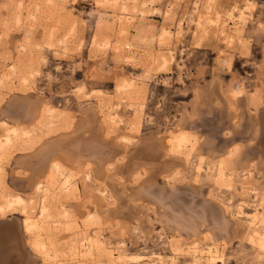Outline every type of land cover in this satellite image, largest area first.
Segmentation results:
<instances>
[{
  "label": "rangeland",
  "instance_id": "rangeland-1",
  "mask_svg": "<svg viewBox=\"0 0 264 264\" xmlns=\"http://www.w3.org/2000/svg\"><path fill=\"white\" fill-rule=\"evenodd\" d=\"M122 13L132 16L126 26ZM215 83L239 97L235 118L208 97ZM262 105L264 0H0V205L23 199L0 210V223L19 226L35 264H51L31 250L22 221L24 208L38 213L42 177L50 191L43 235L63 264H75L63 256L85 233L102 241L96 264H112L110 250L121 264H208L194 243L216 248L217 264H264L251 241L264 231V121L247 117L263 112V120ZM166 134L173 154L188 158L165 179L115 166L114 181L81 173L77 190L64 192L58 173L36 175L51 159L77 172L114 156L120 165L153 162ZM227 154L239 162L221 177ZM239 204L245 213L256 207L258 227L243 215L234 230ZM8 254L0 248V264H12Z\"/></svg>",
  "mask_w": 264,
  "mask_h": 264
},
{
  "label": "bare ground",
  "instance_id": "bare-ground-1",
  "mask_svg": "<svg viewBox=\"0 0 264 264\" xmlns=\"http://www.w3.org/2000/svg\"><path fill=\"white\" fill-rule=\"evenodd\" d=\"M144 4H145V2L142 1L141 2V6L143 7ZM139 12L142 13V11L140 9H139ZM116 18H117L118 23L121 25L123 23H126L127 21H130L132 19V16L130 14H127V13H122L120 15H117ZM124 25L125 24H123V26ZM227 92H229V91H227ZM209 94H211L216 99L215 104H219V102L221 104H223L222 109H221L222 113H224L225 115H231V116H233L235 118V116L237 114L236 113V108H237L236 106H238V104H239L238 102H240V99L235 94V92H233L232 95L224 94L223 90L221 88V85L220 84L218 85L217 83H215L214 85H211L209 87V90H208V93H207L208 97H209ZM262 106H264V105H262ZM255 113L256 112H254L253 115L247 114V117L250 120H252V122L254 121L255 124H257L258 122H261V121L263 123V121H264V119L262 120L263 112H261L262 115H261V113L258 114V115L257 114L255 115ZM38 116L36 117V121L38 120ZM111 119H112L113 122H116V120H117V119L113 118L112 116H111ZM84 122L85 121H83V124L81 123L82 125H80L79 129H83L84 128ZM80 131H79V134L81 133ZM83 132H84V130H83ZM256 132H257V128L254 127L253 134L255 136H256ZM164 138H165L164 141L163 140H162V142L160 141L161 142V147H160L159 150L161 152L159 154H157V156L155 155V157L153 158V159H155V161H153V162L138 161L136 159L131 160L132 159L131 158L130 161L127 162V165H126V163L124 165H120L118 162H122V161H120L121 159H119V157L117 158V157L114 156L113 159H109L108 161H104V164H102V166L99 165V167L94 166V165H92L91 163L88 162V163H86L84 165V167L82 168V170L80 172H77V170L69 169V168L63 166V164L61 162H59L57 160H54V159H51L48 162V164L46 162V164H43L41 166V168H39V169H42V170H40V171L36 170V175L38 176V175L43 173L46 177L52 178L53 174L58 173V175L61 178L60 186L62 187L64 192H66V191L69 192L68 190H70V189L71 190H77V184L75 183V180L73 178L75 176H79L81 173L84 174L83 175L84 179L95 180L93 178V176H96L95 173H99V172L101 173V171H102L106 175V180L107 181H114L115 178H113V174L112 173H109L110 171H108L109 170L108 168H112V167H115V166L119 170L120 169H124L125 167H127V169L126 168L125 169L126 170L130 169L132 173L131 174L129 173V174L131 176H133V177H135V175L143 177V176H147V175H149L151 173L153 176L156 175V176H159L162 179H165L164 177L170 171H173L175 174L178 173L179 172V170H178L179 166L178 165L179 164L182 165L184 159H187L188 156L185 157L184 159H182L179 156L174 155L173 152L176 150V143L172 140V137H171L170 134H166ZM121 139H123V138L121 137ZM186 139L187 138L185 137V135H182L177 140L179 142L183 143ZM5 141L6 142L10 141V137L6 136L5 137ZM160 142H159V144H160ZM200 142H199L200 144H206V142L204 143L201 140H200ZM199 143L197 145H199ZM209 148H211V146ZM121 150L122 149H117V151H119V152ZM207 151H209V150H207ZM65 155H66L65 157H67V158H69V157L71 158L72 156H74V155L71 154L70 151H67ZM120 158H123V157L120 156ZM201 158L202 157H200V159ZM238 162H239V159L237 158V154H235L232 157H230L227 154L226 156H224L222 158H219L218 159V174H219V176L220 175H221V177L225 176V172H228L229 174H231V171L233 170V168L235 167V165ZM253 163H254L253 161L249 162V164L252 165V166H253ZM249 164H247V165L249 166ZM248 166H247V168H248ZM254 168H256V167L254 166ZM45 170H46V173H44ZM114 170H115V168H114ZM142 172H144L143 173L144 175H141ZM55 177H57V176H55ZM36 179L38 180V182L36 183V188L40 189V191L42 192V196H41V198L39 200V204H40L39 207H38L39 210H38V213L36 215L33 214V211H31V210L28 211L25 208L22 210L23 229L26 232V235L30 236L29 237L31 239L30 240V248H31V250H33L35 252V254H37L39 256H42V258H44L46 261L50 262L51 264H63L62 258L59 257L60 255L57 254V251H55V245L56 244H54V242L51 239H48L47 236H46L47 238H45V236L43 235V232H44L43 230L46 229L43 226V224L45 222L46 217L48 216V206H47L46 198L49 196V194H50L49 192L50 191H49V188L47 187V185L44 182L45 178L42 179V177L41 178L36 177ZM246 182H248V181L244 180L241 183L242 188L247 186V185L244 184ZM118 183L121 184L123 186V188H125V187L129 188V183L128 182L124 183V180H122V179ZM101 184L104 185V189L102 191H100V193L101 194L107 193V191H106L107 190L106 183H104V182L102 183L101 182ZM136 184L137 183H134V184L132 183L133 186H135ZM127 188L125 190H127ZM251 189H253V188H251ZM129 195H131V194H129ZM127 197H128V195H127ZM14 202L15 203H23V199L21 197H16L15 200H12V199H9L8 197H6V200L4 202L5 204L4 205H0V210H2L4 207H9V206L11 207L12 204H14ZM245 204H246V202H245ZM247 205H248V203H247ZM237 208H238V210L235 213V217H237V218L235 219L236 221L233 222L235 224V226H236L234 228V230L237 228V225L240 222L239 218H242L243 215H245V218H246V220L248 222V225H251L254 228L258 227L259 224L256 221L257 215H256V212H255L256 211V207H254V211L252 213L243 212L242 206L240 204L238 205ZM244 209H246V208H244ZM112 210H113V207H111V206L110 207H108V206L106 207L105 211H107L106 212L108 214L107 216H109V213ZM243 213H245V214H243ZM93 214L94 213H91L90 215H93ZM97 216H99V215H97ZM10 219H12V218H10ZM12 223H14V222H12ZM253 231L255 232V234H254V236L253 235L251 236V238H252L251 241L254 242L255 244H257L258 246H260L259 248L264 249V231L260 232V233L258 231H256L255 229ZM19 232H20V230H19V226L18 225L15 226V225H9V223H0V248H2V247L6 248L7 252L10 254V255L8 254V256H11V257L14 256L13 259H10L12 261V264H35V259L32 256V254L30 253V251H28L25 248L26 246L24 247V243H23V239L24 238L22 237L21 233L19 234ZM18 235H19V238L16 239L15 237L18 236ZM100 242H102V241H97L94 237L92 238L91 235H87L85 233L83 235V237L78 242L71 243V246L69 248H67L68 249V253H66L64 256L63 255L62 256L64 257L65 261H73L75 264H88L87 261H90L91 262L90 264H96V263H93V259H95L94 257L96 256L98 250L103 246V244H101ZM191 244H193V243H191ZM194 244L195 245L192 246V252L200 254V255H203V254L206 255V257H207L206 260H207L208 264H217L219 261L222 260V258L219 255V253H218L216 248L208 247L207 250H201L200 248L197 247L198 244H196V243H194ZM181 249H182V247H181ZM184 250H185V248H184ZM108 255H109V258H110L112 264L120 263L121 260H122V257H123L120 254H118L117 256H114L112 250L108 251ZM155 255H158V254H155ZM180 255H181V253H180ZM200 255H198V256H200ZM140 256L141 255H139V257ZM158 256H160V255H158ZM176 256H177V254H176ZM196 256L193 257V258H196ZM136 257H137V255H136ZM157 259H161V258L158 257ZM193 261H195V260L193 259ZM198 261H200V260H198ZM164 262H166V261H164ZM198 263H200V262H198Z\"/></svg>",
  "mask_w": 264,
  "mask_h": 264
}]
</instances>
